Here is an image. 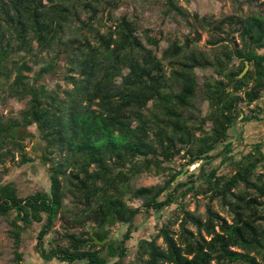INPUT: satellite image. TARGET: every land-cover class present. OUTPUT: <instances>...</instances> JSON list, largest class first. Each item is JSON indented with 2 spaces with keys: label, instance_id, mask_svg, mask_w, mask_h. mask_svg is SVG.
I'll return each mask as SVG.
<instances>
[{
  "label": "trees",
  "instance_id": "trees-1",
  "mask_svg": "<svg viewBox=\"0 0 264 264\" xmlns=\"http://www.w3.org/2000/svg\"><path fill=\"white\" fill-rule=\"evenodd\" d=\"M126 1L0 0L1 98L21 103L15 115L0 113V163L33 161L17 132L35 126L49 178L48 192L25 196L13 182H0V216L13 214L16 258H22L18 248L32 223H41V240L61 218L72 225L89 223L90 229H66L46 249L37 242L46 260L264 264V172L258 171L264 168V150L255 143L236 152L229 140L241 103L250 106L264 92V1L260 10L218 21L194 13L189 23L194 37L169 41L160 55L154 49L159 40L149 30L138 35L125 13L112 20L113 10ZM162 3L164 14L187 17L177 0ZM105 12L114 21L110 25L103 21ZM198 28L209 32L210 49L192 46L201 38ZM41 52L51 55L28 75L33 69L26 57ZM62 61L65 73L58 71ZM245 61L248 69L238 78ZM196 68L213 72L200 84ZM52 74H62L70 87L47 88L41 81ZM204 101L202 115L198 103ZM263 109H251L242 120H260ZM213 157L226 163L229 173L219 171ZM144 172L167 177L136 186ZM199 194L207 199L203 213L188 208ZM134 199L138 206L128 203ZM213 200L230 219L213 208ZM171 205V216L155 226L152 237L137 240L133 262H126L123 238L131 237L135 215ZM116 224L127 225L120 240L111 236ZM92 235L108 240L99 245Z\"/></svg>",
  "mask_w": 264,
  "mask_h": 264
},
{
  "label": "rangeland",
  "instance_id": "rangeland-1",
  "mask_svg": "<svg viewBox=\"0 0 264 264\" xmlns=\"http://www.w3.org/2000/svg\"><path fill=\"white\" fill-rule=\"evenodd\" d=\"M162 1L163 0H127L124 3L122 2L119 8L113 10L111 13L112 20L124 13L127 14L129 18L136 23V33L141 37H143V32L145 29L150 31V35L157 37L159 43L158 46L154 48L157 55H160L161 51L168 46V43L171 40H178L179 43H183L187 37H194L191 34L192 29L189 25V23L192 21V15L194 13H196L199 17L205 16L213 21H218L228 14H244L250 10H260L263 8L261 2L264 0H250V3H248V0H177L178 4L184 7L188 12L187 17L179 14H164L162 12L164 9ZM102 18L103 21L108 25L114 22L109 21L106 12L102 15ZM100 30L102 32L104 28L102 27ZM198 31L201 33V38L199 41L192 44V46L202 50L210 49L207 45L209 32L200 28H198ZM65 34L66 37L71 35L69 30L66 31ZM50 55L51 54H47L46 52H41L35 54L34 56H27L26 60L33 69L27 74L30 76L34 75L35 71L41 65H43L46 60H48ZM61 65L62 70L58 69V71L59 73H65L67 71L65 70L67 63L62 61ZM212 72L213 71L210 68L195 69L197 80L200 84L203 77L205 75H211ZM41 82H45L47 88L49 89H55L58 85V91H62V89L70 87V85L67 84V82L62 78V74H52L51 76H46ZM2 96L3 93L0 91V113L5 115H15L21 108V103L17 100L8 98L2 100ZM263 101L264 92L262 93V97L253 102L250 106H246L244 103H241L243 112L239 115L236 121H234L232 127L229 129V140H231L233 143L234 151L244 152L246 149H250L251 145L258 141L259 133L261 129L264 128V120L256 121L253 119L251 121H246L242 120V117L245 114H250L251 109L256 111L257 107L263 108ZM198 107L200 108L201 114L204 115L207 111V103L205 101L198 103ZM259 117L264 118V109L260 111ZM208 127L209 125H207V128ZM17 134L22 137L25 149L28 155L33 157V161L16 166L13 164V161L7 158L4 160V162L0 163V182H13L21 196L32 194L36 191L48 192L49 178L46 171L47 165H44L41 161V150L43 149L44 145L40 140L37 128L35 126H30L28 128L20 127ZM220 148L221 146L219 145L216 150ZM15 159H17V154ZM211 161H213V164L219 165V171L223 173H229L230 167L226 163L221 164L220 159L216 157L211 158ZM175 164H177V162L173 163L172 165ZM194 166H190L188 171L193 169ZM5 169H7V171H5ZM258 171L264 172V168L260 167L258 168ZM166 177V173L144 172L135 179V185L146 186L155 183H162ZM183 177L184 174L181 173L176 181L182 179ZM206 202L207 199L203 195L199 194L189 200L188 208L190 210L196 209L197 212L203 213ZM128 203L132 206H138L140 201L134 199ZM212 206L227 219L231 218L228 211L220 207V204L217 200L212 201ZM172 207L174 206L171 205L169 207H165L160 211H149L148 213L143 212L135 215L133 219V225L135 228L132 230L131 237L128 239L123 238L124 232L127 231L126 224H116L112 227L111 236L117 240L123 238V243L127 250V255L125 257L126 262H133L135 244L137 240L141 237H152L155 233V226L161 224L164 219L171 216ZM12 216L13 214L0 216V264H67L56 259H44L39 253L37 242L40 241L41 246L46 249L52 239L58 240L61 238V234L64 230L69 229L78 233L90 229L91 225L89 223H87L85 226L72 225L66 219L57 218L51 231L44 234L41 240H37L41 223L34 222L22 234L21 243L18 248V251L21 252L22 258L21 260H18L15 255L14 239L10 234V230L12 228L10 219ZM158 243H161V239H158ZM112 260L114 259H111L110 261ZM72 264H85V260H77Z\"/></svg>",
  "mask_w": 264,
  "mask_h": 264
},
{
  "label": "water",
  "instance_id": "water-1",
  "mask_svg": "<svg viewBox=\"0 0 264 264\" xmlns=\"http://www.w3.org/2000/svg\"><path fill=\"white\" fill-rule=\"evenodd\" d=\"M248 69V62L247 61H245V65H244V68L242 69V71L237 75V77L238 78H240V77H242V75L246 72V70ZM175 180H177V178L175 179ZM93 236V235H92ZM93 241H94V243H96V244H103V243H105L108 239L107 238H104V239H102V240H98V239H96L94 236H93Z\"/></svg>",
  "mask_w": 264,
  "mask_h": 264
},
{
  "label": "flooded vegetation",
  "instance_id": "flooded-vegetation-1",
  "mask_svg": "<svg viewBox=\"0 0 264 264\" xmlns=\"http://www.w3.org/2000/svg\"><path fill=\"white\" fill-rule=\"evenodd\" d=\"M260 120H264V118L261 117ZM249 121H251V120H249ZM256 121H258V120L256 119ZM256 143H260L262 145V147H263V145H264V128L261 129V131L259 133L258 141Z\"/></svg>",
  "mask_w": 264,
  "mask_h": 264
}]
</instances>
